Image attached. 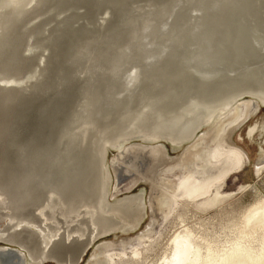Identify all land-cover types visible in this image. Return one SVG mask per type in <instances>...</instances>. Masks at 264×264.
<instances>
[{"label":"rangeland","instance_id":"1","mask_svg":"<svg viewBox=\"0 0 264 264\" xmlns=\"http://www.w3.org/2000/svg\"><path fill=\"white\" fill-rule=\"evenodd\" d=\"M162 1L164 0H156L155 8H158ZM221 1L236 2L237 5L246 8V16L252 20L258 21L264 17V4L260 5V3L251 0ZM98 2L101 3V1ZM200 2L202 1L176 0L175 5L162 8L159 15L156 14L155 8L147 10L148 15L136 19L133 26L122 30L123 38L121 40H105L102 37L101 40H93L90 44V46L93 45L92 47L79 42L78 47H74L78 52L74 50L75 53L71 56L63 54L54 59L48 45L36 49L30 44V49L27 51V46L21 43L19 61L21 62L20 66L23 65L22 70L16 77L4 76L0 77V80L13 77L21 81L29 76V80H26L24 84L28 93H31L33 90H38V84L52 76L48 79L50 80L49 87L45 88L43 92L39 90L36 96L27 95L28 108L24 110L23 107L17 113L18 116L16 115V120L12 124V132L9 135L13 141L12 150L8 152L5 149L6 164L0 173V249L2 248L0 264H88V259L96 246L110 243L109 246L112 249L109 251L119 254V243L138 234L141 235L138 245V252L141 253L138 257L140 258H132V261L124 262L115 255V259H113L115 262L112 261V264H122V262L123 264H162L163 258L170 254L172 238L176 233L186 236L193 246L197 247L201 258L208 250L212 254L221 253L235 242H239L242 246H250L254 251L259 248L261 232L257 230L258 232L250 233V227L243 228V215L251 206L264 199V105L260 99L255 98L253 93L247 91L248 88L263 87L260 86L261 80L259 83H249L247 80L239 82L238 79L242 72L256 68L259 69L258 74H264V45L261 47L258 45L260 43L252 40L253 50L250 45L246 47L245 50L249 52L243 55L246 58L238 59L240 64L235 66L238 69H235L233 73L229 69L232 61L222 60L220 66L224 70H221L220 67V72L215 75H224L225 71L232 79L219 86L218 89L202 90L204 97L213 98V100L236 95L235 103L244 105H240L239 111H237L242 112L243 110L244 116L236 124L234 123L227 132L229 140L236 143L245 152L246 163L242 170L224 179L221 186V191L223 195L225 194L224 198L214 204H203L200 200H181L174 205L175 209L173 208L168 213L169 215L164 217L154 211V208L152 210L151 207L153 197L158 194L160 186H163L161 185L163 182L159 183L158 181L160 173H162L160 170L168 166L171 160L179 158L182 151L196 137L206 132L211 123L199 125L193 131L191 139H181L177 145L162 138L151 141L137 136L127 137L120 144V148L125 150L129 148L124 153L122 162H119L118 147L110 145L114 142L111 139L127 128L128 123L125 120L131 118L133 114L136 115L141 110L149 114L159 113L160 118L157 121L152 119L153 117L148 118V116L147 120L149 121L145 122V120L143 123L138 121V127L148 126V129L152 127L157 129L160 128L158 124L162 120L165 121V118L162 119V114L165 116L167 109L177 108L176 105L183 101L182 98L189 95L186 94L188 84L192 89L190 94L193 97L198 95L200 89L197 87L198 83L195 79H192V83H188V79H182L174 85L170 83L179 75L188 74V70L193 65L204 63L206 59L203 60V58L210 53L203 52L202 45H199L198 49L202 52L191 54L186 51L180 52L182 47L178 49V46L182 40L172 34V30L174 31V28H178L179 25L189 30L193 28L187 19L194 18V16L190 17V14L197 13L195 7ZM138 4L141 7L144 6L142 0ZM60 10L62 12L58 14L59 19L56 17L55 9L46 11L45 14L43 12L40 19L45 18L44 29L48 31L44 33V37L50 36L51 32L49 31L54 29L58 22L64 20H72L70 27L74 30L84 28L91 33H99L106 37L105 34L108 35L110 26L118 20L108 7L94 12L92 24L84 16L85 9L80 5L75 9ZM70 15L72 16L69 17ZM73 16L78 19H72ZM181 16L186 18L187 22H184ZM56 20L58 21L56 22ZM33 22L31 25L39 23V21ZM149 22L150 24L147 26ZM253 25L248 29L250 34L257 33L260 37L261 26L257 22ZM132 32H134V37ZM79 47H83L85 50L91 49V51L85 54L82 51L84 49L80 50ZM60 62H63L64 68L56 67L54 71L48 68L49 63L57 65ZM233 62L236 63V61ZM58 70H62L61 75H58L59 78L63 76L71 79V88L69 90L59 88L56 96L52 97L48 94L50 89L54 90L56 85L60 84L59 78L57 81L55 78V75L59 74ZM133 74L137 75L138 81L128 89L129 84L126 82ZM190 76L188 75V77ZM153 79L163 80L156 82ZM93 85L98 86L99 89L96 91L97 99L94 97L90 99L93 104L90 105L88 114L92 116L90 118L93 124L89 125L92 132L90 131L91 133L89 132V135L81 143L78 133L81 129V120L85 116L82 106L83 100L86 99L84 94L86 91L88 92L89 86ZM164 98L168 101L165 104L161 102ZM244 101L248 103L246 104ZM72 116L74 121L71 122L70 127H66ZM146 123L147 126H145ZM194 125L193 120L186 122L178 130V137L187 136ZM97 130L104 132L96 134ZM72 134L78 135L76 136L78 140H76V145H72L74 155L76 153L77 157H81L76 172L79 175L80 171L81 173L83 171L84 175V172L89 170V174L86 176L89 183L81 180L80 182L83 183L79 182L80 184L76 183L75 187L63 189L57 183H63L64 179L59 180V176H56L55 166H53L57 155L54 152L56 150L51 149L57 145L58 137L62 136V140L67 142ZM105 139L107 141L103 142ZM66 142H63L60 149L58 148L61 154ZM139 145L143 148L141 149ZM145 145L147 147H157L158 145L157 154H161L164 162L157 160V154H149L150 149L148 150ZM26 149L29 153L28 158L31 157L30 151L40 153L42 154L40 157L45 158L42 160L41 170L37 176V179H40V172L44 173L41 182L37 183V186L43 185L44 188L38 190L39 192L34 188L36 198L29 200L28 204L25 202L26 206L23 208V202L16 199L15 189L10 186L11 177L14 174H26L27 172V170L19 169L27 166L25 165L28 160ZM82 149H86L87 154ZM65 151L64 153L68 154L71 149L66 148ZM82 153L84 155L81 156ZM20 157H22L21 161L17 162ZM67 158L71 159L70 154ZM114 159L118 162H115ZM165 161H167L166 164ZM160 164L162 165L160 166ZM149 167L150 169H148ZM256 168L257 173H255ZM139 169L140 172H138ZM8 177L10 179H7ZM64 178L66 179L67 176ZM139 178L141 179L139 180ZM102 191L105 193V204L124 203L121 206L123 213H126L124 216L128 217V220L132 218L129 221L121 222L124 224V229L117 227L99 233L105 228H109L110 221L106 220L107 222L101 224L100 228H95L88 222L87 212L95 209L96 201L99 200ZM138 215L142 217L139 224L135 226L133 218H137ZM117 220L115 219V221ZM145 224H148L149 230ZM97 233L100 235L98 234V237L94 238ZM43 238H45L44 243ZM81 249L83 253L78 257ZM128 249L130 247L125 250L127 254H130ZM261 264H264V260Z\"/></svg>","mask_w":264,"mask_h":264},{"label":"bare ground","instance_id":"2","mask_svg":"<svg viewBox=\"0 0 264 264\" xmlns=\"http://www.w3.org/2000/svg\"><path fill=\"white\" fill-rule=\"evenodd\" d=\"M97 1H101V3H97ZM139 1L141 0H0V77H16L18 76L17 74L22 70L21 67L23 65L20 66L21 62L19 61V49L21 43H24V46H27V51L30 49V44H32V47L36 49H40L43 46L48 45V47L52 51L51 56H53L55 59L63 54L71 56L75 53V51L78 52L74 47L77 48L79 42H82L83 45H89V47H92L93 45L90 46L92 41L101 40L102 37L105 40H121L123 38L122 30L124 28L131 25L133 26L136 22V19L141 18L143 15H148V13H146L147 10L149 11L155 8L156 0H142L144 2V6L142 7L138 4ZM175 1L176 0L162 1L158 8H155L156 14L159 15L162 8L175 5ZM201 1L202 2H200V4L195 7L197 13L194 15L190 14V17L194 16V18L192 20H190V18L187 19L189 20L188 23L191 24L193 28L189 30L185 27H180L179 25L178 28H174V31L172 30V34H174L179 40H182L178 46V49L179 47H182L181 50H179L180 52L186 51L191 54L193 52L205 51L210 53L203 58V60L206 59L207 61L204 60V63L200 62V65H193L192 68L189 69L190 71L188 70V74L185 71V76L183 74L179 75L177 79H172L173 82H171L170 84H178L182 79H188V83H190L192 79H195L200 89L212 90L218 89L219 86L228 83V80L232 79L227 75L225 71L224 75H215L220 72V65L222 63V60L226 59L232 61L229 69H231V73H233L235 69H238L235 68V66H238L240 64L238 59H243V57H245L243 55L249 52L245 50L246 47L250 45L253 50L254 47L251 43L252 40H256L258 43H260L258 44L260 46L264 45V17H262V19L258 21L254 19L252 20L251 18L246 16L247 9H244L241 5L239 6V4L237 5L236 2L235 4L233 2L231 3L227 1L222 2L221 0H206L205 2H203L204 0ZM251 1L258 2L260 3V5L264 4V0ZM78 5L85 9L84 16L90 24H92L94 20V12L103 7H108L109 9H111L113 15L115 14V18H117L118 20L115 24L110 26L108 35L105 34L106 37L99 33H91L84 28L74 30L70 27L72 20H64L58 22V24L55 23L56 25L54 26V29L49 31L51 32L50 36H43L45 32H48L44 29L43 23H46L45 18L40 19L43 12L45 14L46 11H52L53 9H55L56 17L57 19H59L58 14L62 12V10L60 9H75ZM71 16L72 15H70L69 17ZM75 18L78 19V17L75 16H73L72 19ZM181 19H184V22H187L186 18H184L183 16H181ZM33 21H39V23L33 25ZM57 21L58 20H56V22ZM32 22L33 24L31 25ZM255 22H257V24L261 26L260 28L262 29V34L259 33L260 37L257 33H255L256 36L250 34L248 30L250 27L254 26L253 24ZM149 24L150 22L147 23V26ZM131 34L134 37V32H132ZM29 36L30 40L32 38L35 39L31 40L33 41V43H30L31 41L29 40ZM199 45H202V51L198 50L200 48ZM79 48L80 50L84 49L83 47ZM82 51L83 53L88 54L91 49H84ZM233 61H236L237 64ZM62 63L63 62H60L57 65L56 63H52V65L49 63L48 68L53 71L56 67L64 68ZM221 70L224 69L222 68ZM258 70L259 69L256 68L242 72L241 74H239L241 75L238 79L239 82H242V80H247L249 83H259L261 80L262 83L260 84V86L264 87V76L261 74L258 75ZM189 73L191 74V76ZM188 75L190 77H188ZM50 77L38 84V90H33L31 93H28L27 87H25L24 84L26 80H29V76H26V78L21 81L13 77L0 80V173H2L3 167L6 164V158L4 159V156L6 154L5 149L8 152H11L12 150L13 141L9 138V135L12 132V124L15 122L16 117L18 116L17 113L20 112L23 107L24 110L28 108L27 95L36 96L39 90L40 92H43L46 86H49L50 80L48 79ZM137 79L138 77L136 74L130 75V79L126 82L127 84H129L127 88L129 89L131 85L134 86V84H136V82L138 81ZM161 80L154 81L158 82ZM151 84H153V82H151ZM186 90V94L189 95L184 99L182 98L183 101L176 105L177 108L174 107L172 110L167 109V114L165 116H163L162 114V119L165 118V121H159L160 123L158 125L160 128H157L159 130L153 127V129H148L147 123L145 125L147 127H138L139 122L143 123L145 120V122L149 121L147 120V116L148 118L153 117L152 119L156 121L158 118H160L159 113L149 114L148 112L144 113V111L141 110L136 115L133 114L131 116L132 119L127 118L125 120L128 123L126 127L129 129L126 130V128V131L124 130L119 135L112 138L111 141L114 140V142L110 144L114 147H118L119 156H117L119 157L120 162L123 159L126 150L129 149L128 148L125 150L122 147L120 148V144H122L123 140L127 137L137 136L141 139L151 141H157V139L162 138L164 140L170 141L173 145H177L180 143L181 139H191L193 137V131L199 125L204 123H211L209 128L206 129V132L196 137L184 149V151H182V154L180 153L181 155H179V158L171 160L168 166L163 167V169L160 170L162 171V173H160L161 176L160 180L158 181L159 183L160 181L163 182L161 184L163 186H160V190L157 195L154 194L155 196L153 197V200L151 202V207L152 210L154 208V211L160 213L163 217L166 215L168 216V213L171 212L175 207L174 205L181 200H200L203 204H214L221 198H224L225 194L223 195L221 191V186L222 183H224V179L242 170L243 166L246 163L245 154L239 147L234 145L231 140H229V134L227 132L228 129L234 125V123L236 124V122L240 121L244 116L243 110L242 112H237L239 111L240 105L243 104L235 103L236 95L229 97L224 96L218 98L217 100H213V98H208L206 96L204 97V95L202 94L204 92L202 90H200L201 92L199 91L196 97H193L192 94H190L192 89L189 87V84ZM247 91L253 93L255 98L260 99L264 104V90H262L261 88H248ZM97 96L98 95L96 94V92L94 93L90 89L84 94V97L86 99L83 100L82 106L85 111V116L83 120H81V129L78 133V135L81 137L79 138L81 143L85 140V138L89 135V132L92 130V128H89V125L93 124L92 119L90 118L92 116L88 114L90 105L93 104V102H90V99L92 97H94V99H97ZM161 102H164L165 104L168 101L166 100V98H164L163 100H161ZM244 103L247 104L248 102L244 101ZM125 116L127 115L125 114ZM137 118L139 119L137 120ZM128 120L130 121L128 122ZM189 120H193L195 125L190 129L187 136L178 137V130H180L182 126ZM73 121L74 117L72 116L71 120L68 122L69 124L67 123L66 127H70V124ZM97 131H95L96 134L104 132ZM78 135L72 134L67 141L69 142V144H67L66 140H62V136L58 137L57 145H55L51 149L56 150L54 152H56L57 155L53 166H55L56 176H59V178L60 176L64 177L65 175H67L66 171L71 166L68 162L67 156L68 154H70V158H74V149L72 148V145H76L78 141L76 136ZM104 141H107V139L103 140V142ZM63 142H66V144H64L61 154V152L58 151V148L60 149V146L63 144ZM145 147L147 146L145 145ZM66 148L71 149L68 154L64 153ZM140 148L142 149L143 147ZM147 149H150L149 154L153 155L157 154V151H159L158 145L157 147L148 146ZM26 151V158H28V149H26ZM30 155L31 157L28 158V160L25 162V165L27 166L19 168L18 165V168L20 170H27L26 174L18 173V175H16V173L13 177L14 181H16V185L19 186V193L16 195V199L23 202V208L24 206H26L24 205L25 202H27L28 204V202L30 203L29 200H32V198H36L35 190H33L34 188L37 190V192H39L38 190H42V188H44L43 185L37 186V183H39V181L41 182V179H37V176L39 174L38 171L41 170L40 165L42 164V160L45 158L43 156L41 158L40 155L42 154L36 153L35 151H30ZM82 155H84V153H82L81 156ZM157 156L158 161H163V157L160 153L157 154ZM6 157L10 160L9 156L6 155ZM21 158L22 157H20L19 160L17 159V162L21 161ZM114 161L118 162L115 159ZM166 162L167 161H165V164ZM161 165L162 164H160V166ZM150 167L148 169H150ZM71 172H69V174H71ZM138 172H140V169ZM257 172L258 170L256 168L255 173ZM73 174L78 173L72 172V175ZM88 174L89 170H86L84 172V175L83 171L82 173L80 171V177L76 179V182H79L81 181L80 179H82L83 182L89 183V181H87L86 179V176H88ZM42 176L44 177V173L42 174ZM7 179H10V177H8ZM140 179L141 178H139V180ZM57 184L58 186L63 187L61 185L63 183ZM70 188L71 187H68L67 189ZM104 195L105 193L102 191L99 200L96 201V210L91 209L87 212V220L90 225L94 226L95 228H100L102 226L101 224H105V222L110 221L111 224L109 225V228H105L99 233L110 231L112 229H116L117 227L123 228L124 224H122L121 222L128 220V217L124 216V214L126 213H123V209H121V206H123L124 203L121 202L114 205L105 204ZM22 204H20V206H22ZM137 208H139V206H137ZM243 216V228L250 227V233H255L257 230L261 232L259 248L256 251L252 250L250 246H242L239 244V242H235L231 247H229L225 251H222L221 253L216 252L215 254H212L207 249V253L204 255V257L201 258L197 247L193 246V244L186 236H180L176 233L172 238V248L170 254L169 256L163 258L162 264H261L262 260H264V199L261 202L251 206ZM141 217L138 215L137 218H133V220H135V226L139 224V220L141 219ZM115 219L118 220L115 221ZM147 225L145 224L146 227ZM99 233L94 235V238L98 237ZM140 239L141 235L138 234L136 236H133L132 238H128V240L126 239L127 241H119V254H115L109 251L112 249V247L109 246L110 243L103 244L102 246H96L89 257L88 264H112L111 262L113 261V259H115V255L119 258L120 261H132V258H137L138 255L141 254L138 252ZM42 240L44 243L45 238H43ZM127 247H130V249H128L130 250V254L128 253L129 255L125 250L127 249ZM82 253L83 250L81 249L78 257Z\"/></svg>","mask_w":264,"mask_h":264},{"label":"water","instance_id":"3","mask_svg":"<svg viewBox=\"0 0 264 264\" xmlns=\"http://www.w3.org/2000/svg\"><path fill=\"white\" fill-rule=\"evenodd\" d=\"M12 24V23H11ZM10 24V25H11ZM67 69V68H66ZM59 71V74L57 73V75H55L56 77V81L58 80V78H59V76L61 75L60 73H61V71L62 70H58ZM258 74V73H257ZM59 75V76H58ZM258 75H260V74H258ZM261 75H263L264 76V74H261ZM59 81H60V84L59 85H56V89H54V90H52V89H50V96H56V94L58 93V91H59V88L60 89H67V90H69L70 88H71V79H68V77H63V76H61L60 78H59ZM49 86L47 85L46 86V88H48ZM197 87H199L198 85H197ZM89 89L92 91V92H96L99 88H98V86H89ZM200 89V88H199ZM262 90H264V87L263 88H261ZM52 90V91H51ZM200 90H203V89H200ZM263 94H264V91H263ZM264 105V104H263ZM83 150V149H82ZM82 150H79L80 152H82ZM83 151H86V149H84ZM84 153H86L87 154V151L86 152H84ZM77 154L75 153V155H74V160L73 159H69L68 160V162L70 163V170L68 169L66 172H67V175H65V176H67V178L65 179L64 177H61L60 176V178H59V180L61 181L62 179H64V182H63V184H65V185H63V184H61L63 187V189H67L68 187H75V185H76V183H78V185H79V182H76V179L78 178V177H80L78 174V176L76 175V174H73L72 175V172H74V173H76V171H77V167H79V161L81 160V157H77L76 156ZM76 156V157H75ZM78 158V159H77ZM40 165V164H39ZM41 166V165H40ZM72 171V172H71ZM39 172V171H38ZM69 172H71V174H69ZM42 174H43V172L41 171L40 172V176H41V178H43V176H42ZM15 176V175H14ZM14 176H12L11 177V180H12V182H11V188H14L15 189V192H14V195H17L18 193H19V189H18V185H16V181H14V179H13V177ZM40 178V179H41ZM58 180V181H59ZM80 180H82V179H80ZM59 181V182H60Z\"/></svg>","mask_w":264,"mask_h":264},{"label":"flooded vegetation","instance_id":"4","mask_svg":"<svg viewBox=\"0 0 264 264\" xmlns=\"http://www.w3.org/2000/svg\"><path fill=\"white\" fill-rule=\"evenodd\" d=\"M232 142V141H231ZM234 145H236L237 147H239L236 143H234V142H232ZM241 150H242V148L241 147H239ZM243 151V150H242ZM243 153L245 154V152L243 151ZM246 156V155H245ZM2 249V248H1ZM1 249H0V251H1ZM89 260V259H88Z\"/></svg>","mask_w":264,"mask_h":264}]
</instances>
